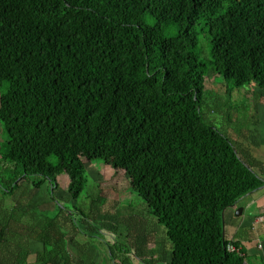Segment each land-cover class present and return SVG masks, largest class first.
<instances>
[{"label": "trees", "instance_id": "1", "mask_svg": "<svg viewBox=\"0 0 264 264\" xmlns=\"http://www.w3.org/2000/svg\"><path fill=\"white\" fill-rule=\"evenodd\" d=\"M208 68L264 90V0H0V264H72L74 214L5 197L25 181L55 200L62 171L77 200L85 160L124 172L166 228L161 260L141 222L133 257L109 246L114 264H244L223 214L264 184V162L207 121Z\"/></svg>", "mask_w": 264, "mask_h": 264}, {"label": "rangeland", "instance_id": "2", "mask_svg": "<svg viewBox=\"0 0 264 264\" xmlns=\"http://www.w3.org/2000/svg\"><path fill=\"white\" fill-rule=\"evenodd\" d=\"M202 58L205 59V56ZM233 88L232 81L225 80L208 68L203 112L208 122L234 140L242 132L251 130L250 121L255 115L256 106L262 96L260 93H253L250 86ZM2 89L7 90L8 84ZM263 115L264 111L260 112V117ZM7 142L8 135L0 123V152L7 150ZM85 161L88 182L77 200L69 196L67 192L69 178L67 174L59 171L61 167L58 166L56 171L60 172L59 189L54 193L55 200L50 195V185L47 184L40 190H34L32 186L23 181L16 193L11 198H7L8 206L5 202L6 206L14 207L13 204L17 200L23 199L24 202L28 201L34 205L39 214L49 217H56L63 209L69 211V214H74L72 217L76 223L75 230L80 233V235H75V239L77 238L85 249L81 251V245H70L72 264H89L93 261L95 264H114L115 262L108 257L109 246L121 256L125 254L122 252L123 248L130 249L129 254L133 257V246L132 244L128 246V240L131 234L138 232V229L136 232V224L141 222L144 225H139V227H144L142 231L143 233L145 231L146 235H142V238L145 237L141 245L143 250L153 249L157 252L161 247V251L169 248L166 243V228L150 214L145 202L131 188L127 175L122 171L117 172L99 160ZM90 219L97 222L94 223L95 230H92L87 223ZM103 224L111 225V230L115 234L107 231ZM116 238L117 242L113 244Z\"/></svg>", "mask_w": 264, "mask_h": 264}, {"label": "crops", "instance_id": "3", "mask_svg": "<svg viewBox=\"0 0 264 264\" xmlns=\"http://www.w3.org/2000/svg\"><path fill=\"white\" fill-rule=\"evenodd\" d=\"M250 88L253 93L261 94L262 102L257 104L255 115L251 118V130L242 132L236 137L238 140H234L238 141L254 158L264 162V115L260 117V112L264 111V90H260L254 84ZM261 176L264 180V174ZM7 198L11 197H5V202ZM6 204L8 206V202ZM12 207L9 205L8 208ZM262 216H264V184L245 195L234 206L226 209L223 214L225 238L241 248L244 264H264V222L259 221ZM81 246L83 248L82 243ZM161 248L155 256L160 260Z\"/></svg>", "mask_w": 264, "mask_h": 264}, {"label": "built area", "instance_id": "4", "mask_svg": "<svg viewBox=\"0 0 264 264\" xmlns=\"http://www.w3.org/2000/svg\"><path fill=\"white\" fill-rule=\"evenodd\" d=\"M259 221L264 222V216L260 217ZM227 251L231 252V253H236V254H238L240 256H242V254H243L242 251H241V248L238 247L237 245H235L233 242H229L227 244Z\"/></svg>", "mask_w": 264, "mask_h": 264}]
</instances>
